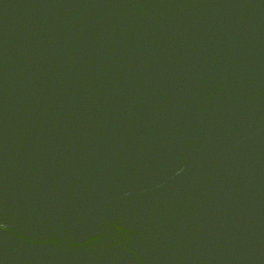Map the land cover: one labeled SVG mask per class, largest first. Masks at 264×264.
I'll use <instances>...</instances> for the list:
<instances>
[{"label": "water", "instance_id": "95a60500", "mask_svg": "<svg viewBox=\"0 0 264 264\" xmlns=\"http://www.w3.org/2000/svg\"><path fill=\"white\" fill-rule=\"evenodd\" d=\"M0 264H264V0H0Z\"/></svg>", "mask_w": 264, "mask_h": 264}]
</instances>
